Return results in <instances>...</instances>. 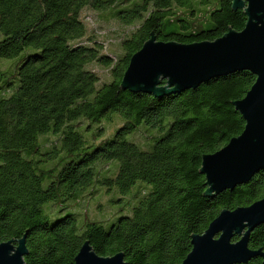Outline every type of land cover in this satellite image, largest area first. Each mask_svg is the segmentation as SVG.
<instances>
[{"label":"trees","instance_id":"16d2710c","mask_svg":"<svg viewBox=\"0 0 264 264\" xmlns=\"http://www.w3.org/2000/svg\"><path fill=\"white\" fill-rule=\"evenodd\" d=\"M231 6L232 0H0V243L24 238L25 264H74L85 242L99 257L122 253L126 264H181L192 236L222 211L264 197V169L214 196L205 195L200 173L202 157L244 129L233 102L254 83L250 72L161 97L120 86L151 35L191 44L241 31L246 17ZM85 11L118 22L119 52H103ZM94 67L106 68V81ZM139 181L148 187L132 195L128 212L119 209L107 222L88 218L100 186L125 194ZM248 248L264 252V224L250 233Z\"/></svg>","mask_w":264,"mask_h":264},{"label":"water","instance_id":"95a60500","mask_svg":"<svg viewBox=\"0 0 264 264\" xmlns=\"http://www.w3.org/2000/svg\"><path fill=\"white\" fill-rule=\"evenodd\" d=\"M242 10L244 28L229 30L214 41L191 44L159 42L151 35L129 60L121 88L161 97L196 89L210 80L248 71L255 81L244 98L233 102L245 122L242 133L214 154L204 155L200 173L205 195L214 196L247 184L264 169V0H232ZM165 82V84H163ZM264 224V197L235 210L222 211L205 233L191 238V251L181 264H246L264 252L248 248L250 233ZM239 240L232 242L234 237ZM25 239L0 243V264H25ZM74 264H126L122 253L97 256L85 242Z\"/></svg>","mask_w":264,"mask_h":264},{"label":"rangeland","instance_id":"374dc122","mask_svg":"<svg viewBox=\"0 0 264 264\" xmlns=\"http://www.w3.org/2000/svg\"><path fill=\"white\" fill-rule=\"evenodd\" d=\"M205 7V6H202ZM83 19L87 23L89 29L93 31V35L97 37V41L102 43L103 45V52L108 54L109 56H113V52H119L117 47L119 36H120V27L118 26V22L115 20H108L107 16L100 17L98 14L85 11L83 15ZM94 71L99 72L101 79L106 81L107 71L106 68L103 67H94ZM109 81V79H107ZM106 126H110V124L106 123ZM114 128H111L109 131L106 132V137H111ZM90 133L88 134V137ZM103 134H99V138L102 137ZM130 138V136H128ZM52 139V138H51ZM148 187L143 182H137L133 187H131L130 191L121 194L116 188H112L111 190H107L105 187L100 186V191L96 195V197L89 202V216L92 221L102 222V221H109L114 220L116 216V212L119 209H125V212L129 211V207H126V204L131 199L132 195L141 187ZM50 204L47 203L44 208L46 211V206ZM47 212V211H46ZM83 214V212H82ZM81 214V215H82ZM49 219L53 220L56 217L63 215V213L59 212L58 214H48ZM77 224L82 228L84 223V215L78 216ZM110 225L109 223H104L103 226L107 227Z\"/></svg>","mask_w":264,"mask_h":264}]
</instances>
